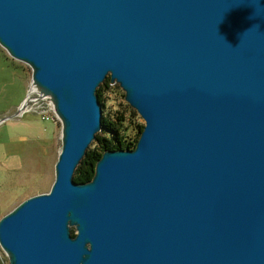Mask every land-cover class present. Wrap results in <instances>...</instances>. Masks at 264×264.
Wrapping results in <instances>:
<instances>
[{"label":"water","instance_id":"1","mask_svg":"<svg viewBox=\"0 0 264 264\" xmlns=\"http://www.w3.org/2000/svg\"><path fill=\"white\" fill-rule=\"evenodd\" d=\"M0 46L61 123L50 189L0 218L9 264H264V0H0ZM107 76L143 128L77 183Z\"/></svg>","mask_w":264,"mask_h":264},{"label":"rangeland","instance_id":"2","mask_svg":"<svg viewBox=\"0 0 264 264\" xmlns=\"http://www.w3.org/2000/svg\"><path fill=\"white\" fill-rule=\"evenodd\" d=\"M31 74L28 65L9 56L0 46V218L22 200L50 189L61 148V123L47 109V101L39 100L43 96L32 86ZM36 95L39 98L32 100ZM25 98L32 101L15 116ZM103 101L104 113L110 117L124 115V127L128 122L133 126L144 124L114 81L109 82ZM94 144L93 139L88 148ZM0 264H9L1 248Z\"/></svg>","mask_w":264,"mask_h":264},{"label":"trees","instance_id":"3","mask_svg":"<svg viewBox=\"0 0 264 264\" xmlns=\"http://www.w3.org/2000/svg\"><path fill=\"white\" fill-rule=\"evenodd\" d=\"M109 76L97 87L96 93L101 105V129L99 133L95 134V144L93 147L86 150L85 155L79 162L74 171L73 179L77 183L87 182L93 175V170L96 161L101 156L104 150L108 149H125L134 148L136 145L139 133L143 128V124H135L128 122L125 127L126 118L122 113L115 117H110L104 113L105 104L103 101L104 93L109 88ZM74 230L71 229L73 235Z\"/></svg>","mask_w":264,"mask_h":264},{"label":"built area","instance_id":"4","mask_svg":"<svg viewBox=\"0 0 264 264\" xmlns=\"http://www.w3.org/2000/svg\"><path fill=\"white\" fill-rule=\"evenodd\" d=\"M33 86V85H32ZM31 86V87H32ZM32 89V88H31ZM38 94V93H37ZM39 100H45V101H47V103H46V106H47V109L49 108L50 110H52L53 112H54V109H53V105L51 104V100L49 99V97L48 96H43V98H41V99H39ZM35 102V101H34ZM55 113V112H54ZM56 115V114H55ZM56 118H57V116H56ZM43 119L44 120H48V118H45V117H43Z\"/></svg>","mask_w":264,"mask_h":264},{"label":"bare ground","instance_id":"5","mask_svg":"<svg viewBox=\"0 0 264 264\" xmlns=\"http://www.w3.org/2000/svg\"><path fill=\"white\" fill-rule=\"evenodd\" d=\"M34 87V86H33ZM35 90V89H34ZM41 95V94H40ZM39 95H36V96H34V98L32 99V100H36V99H38L39 97H38ZM52 103V102H51ZM53 105V104H52Z\"/></svg>","mask_w":264,"mask_h":264}]
</instances>
